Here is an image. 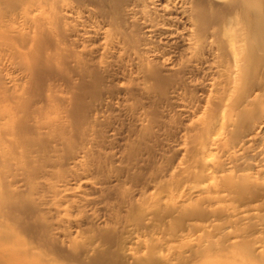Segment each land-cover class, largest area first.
Wrapping results in <instances>:
<instances>
[{"label": "bare ground", "instance_id": "1", "mask_svg": "<svg viewBox=\"0 0 264 264\" xmlns=\"http://www.w3.org/2000/svg\"><path fill=\"white\" fill-rule=\"evenodd\" d=\"M20 1L52 17L18 32ZM118 89L130 128L104 157ZM152 102L184 123L181 162L149 174ZM0 264H264V0H0Z\"/></svg>", "mask_w": 264, "mask_h": 264}, {"label": "rangeland", "instance_id": "2", "mask_svg": "<svg viewBox=\"0 0 264 264\" xmlns=\"http://www.w3.org/2000/svg\"><path fill=\"white\" fill-rule=\"evenodd\" d=\"M37 4L38 3H36L33 7L29 8L27 6V3L20 1L17 4L16 11L10 14V16H7L6 19L12 20L18 32H21V33L31 32L34 27V22L37 18H43L45 20H49V18L52 17L51 10L48 12H40L39 11L40 8L39 7L37 8ZM35 9H38V10H35ZM90 19L92 20L95 18L92 15L90 16ZM97 21H98V18H97ZM89 24H90L89 22L86 23V28L87 26H89ZM103 26L108 29V22H105ZM50 28L53 31V34L55 35L56 31H58L57 27H55V24L51 23ZM9 33L14 34L12 33V31ZM47 53L54 58V62L56 64L60 65L61 67H64L63 61L60 58L62 57L61 52L59 50H55L54 48H49L47 50ZM108 61H111L110 55H108V59L104 55L100 56V58L98 59H95V64L98 70L104 71L105 75L110 73V71H111V74H113L115 71L118 73V72L128 70L127 64L124 63L123 61H118L116 64L109 63ZM4 64H5V68L8 69L7 62ZM120 85L121 84H119L117 87H119ZM123 94H125V90L118 89L116 91L113 90L111 94L106 95L104 97L105 99L103 102V106L99 107V112L96 115V117L98 118V122L96 125V131H95L96 133L93 136L94 143H95L94 147L96 146V150H97L96 152H98V154L100 155L103 154L102 156L104 157L106 154H110L113 151L117 150L118 145L121 144L120 142H121L123 135H126V132H128V129L130 128L129 119H131L132 116L130 115V111L128 110L123 112V107L121 106V100H120ZM110 103H111V106H110ZM151 106L154 107L155 111L152 108H148V111L149 112L154 111L156 113V116L149 115L146 118V122L144 123V125L146 126L145 142L147 144V147L149 148V151L151 152V155H153L154 157L153 158L151 156V159H149V165L146 166V168L149 170L148 171L149 174L155 173L157 169H159L162 165L166 164L167 162L171 163L172 166L173 165L175 166L176 163L181 162V160L179 159H181L182 152L177 147V145L179 144V140H180L179 138H180L182 126H183L182 123H184L182 118H179L176 116V113H175L176 109L174 108L177 106V104H171L168 107L166 106L167 107L166 108L161 103L154 104L152 102ZM114 129H116V131H114ZM99 150L101 151L100 153H99ZM122 166L126 167V164H123ZM132 171L133 169L131 170V172ZM146 172L147 170L144 173ZM207 173H209V176L213 175L211 170H209ZM142 177H147V176L143 174ZM152 187L153 186H151L148 189H143L142 193H146V194L154 193L155 192L154 187L153 188ZM166 195H167V192H163L162 196L165 197ZM230 204H231L230 201H226L224 203V205H227V206H229Z\"/></svg>", "mask_w": 264, "mask_h": 264}]
</instances>
